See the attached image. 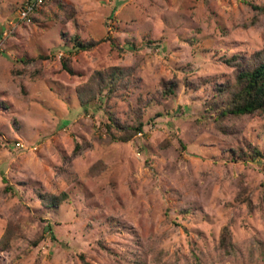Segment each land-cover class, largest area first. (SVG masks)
<instances>
[{
  "label": "rangeland",
  "instance_id": "374dc122",
  "mask_svg": "<svg viewBox=\"0 0 264 264\" xmlns=\"http://www.w3.org/2000/svg\"><path fill=\"white\" fill-rule=\"evenodd\" d=\"M24 1L0 0V264H264V114L206 111L227 60L264 50V0H46L18 22ZM111 67L121 87L82 107Z\"/></svg>",
  "mask_w": 264,
  "mask_h": 264
},
{
  "label": "trees",
  "instance_id": "16d2710c",
  "mask_svg": "<svg viewBox=\"0 0 264 264\" xmlns=\"http://www.w3.org/2000/svg\"><path fill=\"white\" fill-rule=\"evenodd\" d=\"M29 1L25 0L23 6ZM252 6L260 13H264V6ZM73 39L75 46L80 51H91L103 42L102 40L85 42L80 40L78 36ZM62 63L64 70L74 74L68 60H63ZM227 64L234 69V78L232 81L216 87L214 99L208 103L206 111L211 113L220 125L229 118H241L258 113L264 114V50L253 53L247 62H241L238 58L233 57L227 60ZM128 74V70L122 67H111L107 70L96 71L86 84L76 90L81 106L92 108L101 96H105L106 101L111 99ZM174 91L175 84L166 87L165 93L173 94ZM143 126V123L140 122L137 126H130L129 133L125 132L119 137L113 135L112 138L128 142L132 137L143 133ZM262 156L264 157V152L258 150H254L251 155L253 160ZM245 159L244 161H246ZM66 199L67 194L62 193L60 196L43 197L42 200L48 208H57ZM229 236L228 227H224L222 241ZM81 258L85 264H90L85 261L84 256H81Z\"/></svg>",
  "mask_w": 264,
  "mask_h": 264
},
{
  "label": "built area",
  "instance_id": "2783aa9c",
  "mask_svg": "<svg viewBox=\"0 0 264 264\" xmlns=\"http://www.w3.org/2000/svg\"><path fill=\"white\" fill-rule=\"evenodd\" d=\"M45 2L46 0H30L25 3L16 15L18 22H30L32 16ZM18 146H20V144H18Z\"/></svg>",
  "mask_w": 264,
  "mask_h": 264
}]
</instances>
